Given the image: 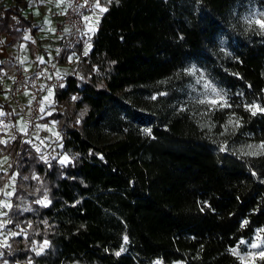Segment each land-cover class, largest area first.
<instances>
[{
	"label": "trees",
	"instance_id": "obj_1",
	"mask_svg": "<svg viewBox=\"0 0 264 264\" xmlns=\"http://www.w3.org/2000/svg\"><path fill=\"white\" fill-rule=\"evenodd\" d=\"M240 1L106 3L79 75L56 89V104L68 109L51 119L62 123L72 162L46 160L21 137L8 146L18 172L8 227L21 236L10 239L0 264H245L232 250L248 253L257 235L264 241V149L237 146L264 144V112L249 111L264 108V35L238 36L231 56L216 41ZM14 13L0 19V33L35 30L22 16L16 24ZM192 62L229 105L214 113L216 126L179 115L157 120L150 135L125 125L108 141L88 138L87 128L126 95L180 77ZM231 118L233 134L225 126ZM44 198L47 206L38 203Z\"/></svg>",
	"mask_w": 264,
	"mask_h": 264
},
{
	"label": "crops",
	"instance_id": "obj_2",
	"mask_svg": "<svg viewBox=\"0 0 264 264\" xmlns=\"http://www.w3.org/2000/svg\"><path fill=\"white\" fill-rule=\"evenodd\" d=\"M68 1L22 0L17 4L15 0H0V19L7 10L17 7L19 13L12 14L15 23L17 24L19 16H22L35 29L18 28L15 29L13 35L8 32L0 33V88L3 92L0 95V112L4 113L0 116V141H5L0 143V177L6 179L0 188V259L3 257V249L9 246L10 239L21 236L20 233L8 227L18 180V172L13 171L14 158L8 146L21 137L26 143L39 148L47 159L58 160L59 156L63 158L68 155L63 152L64 143L60 136L62 123L51 119L53 114L63 113L66 109L64 105L56 104V89L63 88L69 76L79 75V72L73 71L71 64L78 57L83 58L92 51L94 35L98 31L101 18L105 13L101 14L95 7L86 28V31H89V25H91L95 31L89 32V36H91L83 40L76 51L68 57V61L57 64V47L60 43L58 27L62 21L63 9ZM100 5L106 7V3ZM97 17H99L98 23L96 22ZM89 45H91L90 48ZM19 66L28 71H38L43 66L53 68L49 74H41L45 89L43 110L41 109L32 132H29L32 123L29 99H22L20 104H15L13 101L12 76ZM6 193H10V195H6ZM4 205H10V207ZM5 244L7 246H4ZM2 264L11 263L4 262Z\"/></svg>",
	"mask_w": 264,
	"mask_h": 264
},
{
	"label": "rangeland",
	"instance_id": "obj_3",
	"mask_svg": "<svg viewBox=\"0 0 264 264\" xmlns=\"http://www.w3.org/2000/svg\"><path fill=\"white\" fill-rule=\"evenodd\" d=\"M102 3H106L105 0H101L100 4ZM225 20L227 29L217 36L216 41L219 48L230 56L232 55L231 47L237 41L238 36L255 32L264 35V28L256 23L258 20L264 21V6L261 0L238 2L226 13ZM89 34L87 31V38L91 36ZM193 69H195L194 72ZM205 83H210L226 101L222 88L212 79L208 71L192 62L186 66L180 77L156 84L147 91L126 95L120 103L108 109L97 123L88 127L85 133L91 141L102 143L118 135L122 126L127 125L146 134L145 129L151 130V126H154L157 120L169 122L179 115L189 116L200 126H216L213 115L224 107L221 108L207 102L218 98L211 94L210 90L204 88ZM63 105L68 109L66 104ZM231 120L233 123L225 126H228L229 133L233 134L238 123L235 118ZM79 123L80 119L73 118V126H78ZM60 136L64 137L62 131ZM259 146L260 144L242 142L238 144L237 150L242 153L258 154L263 151ZM64 157H68V163L72 162L71 156ZM63 158L59 156V162ZM20 208L27 209L28 202H23ZM44 244L35 249L36 253L41 254L47 248L48 243L41 251ZM252 244L258 247L253 248ZM248 248L250 250L248 253H241L239 249H235L236 255L243 257L242 261L245 264H259V261L264 260L258 255L261 250H264V241L260 235L248 243ZM154 264H160V262L156 261Z\"/></svg>",
	"mask_w": 264,
	"mask_h": 264
},
{
	"label": "built area",
	"instance_id": "obj_4",
	"mask_svg": "<svg viewBox=\"0 0 264 264\" xmlns=\"http://www.w3.org/2000/svg\"><path fill=\"white\" fill-rule=\"evenodd\" d=\"M101 0H99L100 3ZM97 0H69L62 13V21L59 23L58 35L60 43L57 47L56 63L68 61V57L76 51L87 37L88 20L95 9ZM82 57H78L71 64L73 71L78 72ZM53 68L43 66L38 71H28L23 67H17L12 76V95L15 104H20L22 99H29L32 123L29 132H32L34 124L39 117L43 105L44 86L41 74H49ZM65 106V105H64ZM62 126V125H61ZM60 126V127H61ZM62 131V128H61ZM62 134L64 132L62 131ZM25 142V140H22ZM37 150L38 148L34 146ZM39 153L42 152L39 150ZM20 151L18 152V154ZM47 160V158L44 157ZM17 157L14 158V161Z\"/></svg>",
	"mask_w": 264,
	"mask_h": 264
},
{
	"label": "snow or ice",
	"instance_id": "obj_5",
	"mask_svg": "<svg viewBox=\"0 0 264 264\" xmlns=\"http://www.w3.org/2000/svg\"><path fill=\"white\" fill-rule=\"evenodd\" d=\"M105 2H110V0H105ZM95 7L97 9H99V12L102 14L104 12H106L108 9L106 7H102L99 3V0H97V3L95 5ZM86 20L90 19L88 17H85ZM97 23L99 22V17H97ZM257 24H259V26L261 28H264V21H256ZM95 28L92 27L91 25H89V32H94ZM91 47V45H89V48ZM85 55H87V52H85ZM195 71V69H193V72ZM199 83V81H197ZM204 88L207 90H210L211 94H213L214 96H216L218 99H213L210 101H207L208 103H211L213 105H218L219 107L223 108V107H228L229 105H227L226 101H224L223 97L220 95L219 92L216 91V89L210 84V83H205L204 84ZM49 95H51V93H49ZM47 99V98H46ZM43 110V109H42ZM249 111L252 112L253 115L256 114L257 111L260 112H264V108H261L258 105H253L252 107H250ZM4 115V113L0 112V116ZM233 123L232 120H229V124ZM238 123V121H237ZM146 134L150 135L151 134V130L150 129H145ZM5 141H0V143H4ZM260 148L264 149V144H261L259 146ZM37 151H39V148L37 149ZM264 154V153H261ZM62 164L68 163V157H64L61 161ZM6 195H10V193H6ZM38 203L47 206L48 203H50V201H48L46 198L44 200H40L38 201ZM5 207H10V205H4ZM15 235V234H14ZM125 242L127 241V237H124ZM4 246H7L6 244ZM47 246V242H45V244L42 246L41 251L43 250V247ZM251 247L256 248L258 247V245L256 244H252ZM233 254H237L235 249L232 250ZM39 254V252L37 253ZM116 255H120L119 252L116 253ZM260 258L264 259V250H261L260 253L258 254ZM242 260L244 259L243 257L241 258Z\"/></svg>",
	"mask_w": 264,
	"mask_h": 264
}]
</instances>
